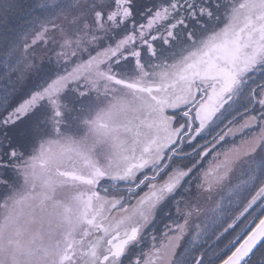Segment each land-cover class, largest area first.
Instances as JSON below:
<instances>
[{
	"label": "snow or ice",
	"instance_id": "1",
	"mask_svg": "<svg viewBox=\"0 0 264 264\" xmlns=\"http://www.w3.org/2000/svg\"><path fill=\"white\" fill-rule=\"evenodd\" d=\"M91 15L110 44L89 65L135 98L115 154L85 181L99 186L83 201L99 234L84 264H264V0H101ZM14 71L0 167L64 99L50 91L63 77L34 87Z\"/></svg>",
	"mask_w": 264,
	"mask_h": 264
},
{
	"label": "rangeland",
	"instance_id": "2",
	"mask_svg": "<svg viewBox=\"0 0 264 264\" xmlns=\"http://www.w3.org/2000/svg\"><path fill=\"white\" fill-rule=\"evenodd\" d=\"M100 4L101 0H0V87L18 86L19 72L14 69H19L34 87L52 76L63 77L51 84L50 91L64 97L55 110L60 115L45 108L18 150L22 158L0 167V177L9 182L14 183L17 168L32 156L63 161L71 155L91 173L93 166L103 167L115 154L133 115L135 94L101 76L100 65H89L92 50L101 41L110 44L104 30L93 24L91 9ZM68 182L62 198H79L84 221L83 201L99 186ZM6 192L7 187L0 185V198ZM95 203L93 199V207Z\"/></svg>",
	"mask_w": 264,
	"mask_h": 264
},
{
	"label": "clouds",
	"instance_id": "3",
	"mask_svg": "<svg viewBox=\"0 0 264 264\" xmlns=\"http://www.w3.org/2000/svg\"><path fill=\"white\" fill-rule=\"evenodd\" d=\"M67 161L32 156L14 183L0 179V264H60V252L83 223L77 196L62 198Z\"/></svg>",
	"mask_w": 264,
	"mask_h": 264
},
{
	"label": "flooded vegetation",
	"instance_id": "4",
	"mask_svg": "<svg viewBox=\"0 0 264 264\" xmlns=\"http://www.w3.org/2000/svg\"><path fill=\"white\" fill-rule=\"evenodd\" d=\"M88 215H89V217L87 218V221L89 219H91L92 213H88ZM86 232L90 233V235L86 236L85 235ZM98 234H99L98 229L92 228L88 224V222H87V226L79 229V238L77 239V241H79L81 252H87L88 251L90 242L93 241L97 237ZM84 259H86V257L80 258L78 263L84 264Z\"/></svg>",
	"mask_w": 264,
	"mask_h": 264
},
{
	"label": "bare ground",
	"instance_id": "5",
	"mask_svg": "<svg viewBox=\"0 0 264 264\" xmlns=\"http://www.w3.org/2000/svg\"><path fill=\"white\" fill-rule=\"evenodd\" d=\"M30 149V147L28 148V150ZM73 158L71 156H67L63 161H67L68 163V166L67 167H61L62 169L68 171V172H81V174H85L86 172L83 171V169L81 167H79L78 163H77V160L76 161H73L72 160ZM87 226V220L84 219L83 223H82V226L80 228H83ZM80 250V247H76V252ZM77 256H80L78 255V253H76V256L73 257V260H75L76 258H79ZM79 264H82V263H79Z\"/></svg>",
	"mask_w": 264,
	"mask_h": 264
},
{
	"label": "water",
	"instance_id": "6",
	"mask_svg": "<svg viewBox=\"0 0 264 264\" xmlns=\"http://www.w3.org/2000/svg\"><path fill=\"white\" fill-rule=\"evenodd\" d=\"M73 177H76V175H73Z\"/></svg>",
	"mask_w": 264,
	"mask_h": 264
},
{
	"label": "trees",
	"instance_id": "7",
	"mask_svg": "<svg viewBox=\"0 0 264 264\" xmlns=\"http://www.w3.org/2000/svg\"><path fill=\"white\" fill-rule=\"evenodd\" d=\"M23 146H25V145L23 144Z\"/></svg>",
	"mask_w": 264,
	"mask_h": 264
}]
</instances>
